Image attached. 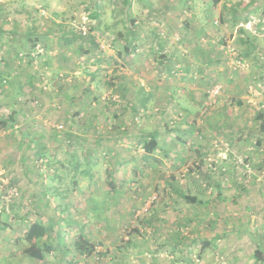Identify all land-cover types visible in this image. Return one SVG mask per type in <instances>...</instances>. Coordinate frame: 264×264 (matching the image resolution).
Segmentation results:
<instances>
[{
	"label": "rangeland",
	"instance_id": "1",
	"mask_svg": "<svg viewBox=\"0 0 264 264\" xmlns=\"http://www.w3.org/2000/svg\"><path fill=\"white\" fill-rule=\"evenodd\" d=\"M123 1L0 0V124L3 115L14 114L15 110L21 112L17 113L14 126H0V238L1 232L7 228L13 231L14 222L20 220L13 216L11 209V199H14L11 192L15 190L16 194V188L10 179L26 173L37 176L70 172V164L57 171L54 161L47 159L51 140L56 139L54 158L66 162L72 153L65 150L66 141L73 145L83 139L68 131L75 125L82 126L85 121L75 118L76 110L69 103L62 104L59 96L61 87L58 85L61 80L74 79L71 76L75 64L58 72L60 67L54 68L56 60L80 50L76 63L80 62L81 71L77 76L97 81L93 93L99 89L105 96L107 91L101 82L111 76L108 72L111 68L121 64L108 50L122 49L124 39L121 42L116 31L125 34L128 28L122 20L127 9ZM140 8L133 6V13ZM60 12L66 14L64 20H69L67 33H71L72 28L75 37L69 44L50 48L54 42L48 44L47 38L40 34L45 32L41 18ZM181 13L199 17L197 22L183 18L180 27L187 32L185 36L190 37L176 40L182 42L180 60L173 64L178 75L167 72L171 75L167 79L184 83V86L179 88V96L160 100L154 97L153 101L146 102V109L156 113L141 117L140 125L142 133L149 134L147 140L157 134L161 151L158 157L183 158V165L160 166L164 173H183L186 177L198 173L203 179L212 173L213 196L200 199L203 203L193 200L191 195L176 197L178 201L170 207L165 202L173 199H164L161 192H151L140 199V204L139 199H119L124 201L119 208L126 210L127 202L134 204L131 218L121 221L116 234L115 241L123 249L117 246L119 250H106L101 245L102 259L88 257V251H83L87 256L83 254L78 259L80 256L76 254L73 258L77 260L63 264H264V131L260 130L261 122L257 119V115H264V0H183ZM94 14L102 16L101 25L91 17ZM116 19L121 20L110 27ZM55 25L56 22L53 30H56ZM82 31L88 32L80 34ZM112 33L115 35L111 37ZM40 37L44 41H40ZM46 46L50 48L46 51L51 57L48 62L46 58L43 60L45 55L30 53L36 47ZM206 47H210V51ZM205 62H208L206 67ZM104 63L109 65L108 70L100 67ZM30 76L37 78L33 86L28 81ZM171 80L166 82L171 83ZM45 82L49 84L46 90ZM19 88L21 94L18 95ZM18 96L20 100L24 97L25 102H15ZM110 100L108 104L113 103V99ZM130 102L138 107L136 102ZM110 108L114 112L117 107ZM69 109V118H63ZM157 114L164 116L163 119H158ZM25 116L28 119L23 121ZM32 125L35 131L44 130L37 139V144L44 145L38 158L34 155L37 147H29L28 142L17 144L18 132L21 134L22 129L29 130ZM7 128L13 130L1 137ZM14 130L17 133H13ZM68 135L74 138L69 140ZM14 139L17 145L11 146ZM87 140L93 143L92 130ZM23 158L27 159L26 164ZM200 158L206 160L202 165L195 162ZM101 164L106 167L105 163ZM1 188L8 190L3 192ZM168 209L181 214L176 237L182 243V252L178 254L170 253L165 249L166 244H162L163 235L169 236L168 230L173 232L171 228L163 231L160 227L159 216ZM107 238L113 240V237ZM128 239L134 242L126 249L128 245L124 244ZM143 242L150 245L139 251L140 258L131 257L129 249L133 245L140 249ZM48 264H55L54 260Z\"/></svg>",
	"mask_w": 264,
	"mask_h": 264
},
{
	"label": "crops",
	"instance_id": "2",
	"mask_svg": "<svg viewBox=\"0 0 264 264\" xmlns=\"http://www.w3.org/2000/svg\"><path fill=\"white\" fill-rule=\"evenodd\" d=\"M45 1L54 3L58 0ZM122 4L127 6L125 19L122 20L126 22L125 26L128 28L125 29V34L116 31V37H120L121 42L124 39L122 49L108 50L111 54H115L116 60L121 64H116L114 66L116 69L111 68L108 71L111 76L101 82L107 91L105 96L99 89L98 92L93 93L92 88L98 86L97 81L95 83L93 80H85L77 76L81 71L78 66L80 62L76 63L80 50L64 54L56 60L57 66L54 68L58 70L59 66L58 72H64L67 66L75 64V70L71 76L74 79L61 80L58 85L61 87L59 96L62 97V104L69 103L76 110L75 118L81 117L85 121L82 126L75 125L68 131L73 136L83 139L73 145L65 140L67 146V148L64 147L65 150H72V153L68 151L71 154L69 161L66 162L57 161L54 158L56 139L51 140V148L47 146L50 151L47 159L54 161L56 170L61 171L62 167L70 164L68 166L70 172L37 176L21 174L10 179V182L14 184L13 188H16L18 192V198L12 201V213L15 218L19 217L23 222L20 220L14 222L15 225L11 228L15 230L14 233L8 228L1 232L0 264H48L53 260L55 264L69 263L77 260L73 258L76 254H78L76 257L80 256L78 259L84 254L76 246L82 241L91 245L100 243L109 250L123 249L115 241L116 234L122 226L121 221L131 218L134 204L127 202L126 210L119 208L120 204H124V201L119 200L122 198L139 199L140 204V199L146 198L151 192H161L164 199H173L165 202V205L170 207L178 201L176 197L191 195L197 198L199 203H203L200 199L213 196L214 176H210L212 173L206 174L204 179L198 173L188 177L183 173H164L160 166L183 165V158L174 157L170 160L167 157H158L161 152L158 142L155 151L146 152L147 145L144 140L149 134L142 133L143 128L140 125L141 117H146L148 113L152 115L156 113L146 109V102L153 101L154 97L160 100L161 97L165 99L176 97V94L180 95L179 88H183L184 83L167 79V76H171L167 72L173 76L178 75L173 64L180 60L178 54L182 42L177 43L176 40L190 37V35L185 36L187 32L180 27L183 18L188 22H197L199 17L182 16L183 0H124ZM133 6L139 8L141 6L144 14H141V8L137 13H133ZM65 16L64 12H60L41 18L45 22V32L40 34L47 38L45 40L48 44L51 41L54 42L50 48L63 43V37L67 34L66 29L69 25V20H64ZM94 19L97 20L98 25L102 24V16ZM119 20L121 19H116L109 26H114ZM54 22H56V30H53ZM113 35L115 33H112L111 37ZM39 40L44 41L41 37ZM46 48L47 46L36 47L30 53L40 57L45 55L43 60L46 58L48 62L51 57L46 55V51H50V48ZM189 49L190 47L188 51ZM205 49L210 51V47ZM125 50L129 52L128 55ZM207 63L205 62V67ZM100 67L109 69L106 63L101 64ZM31 79L33 86L37 78L32 76ZM166 80H171V83ZM54 83L51 84L54 85ZM44 84L42 88L46 90L49 84L47 85L46 82ZM165 90L168 92L165 93ZM129 96L132 97L129 98ZM18 97V101L25 102L24 97L21 100L20 96ZM111 98L113 103L108 104ZM130 100L136 102L138 107L128 108L131 105ZM126 101L130 102L129 105ZM114 105L117 108L113 112L110 107ZM69 115L70 109L64 112L63 118H69ZM163 117L157 116L158 119ZM91 118H93L92 126L86 127ZM7 129L2 131L1 137L13 130ZM90 130L93 131V143L87 140ZM13 133L17 131L14 130ZM28 133V135L31 134L30 131ZM18 135L17 144H20L19 132ZM154 135L156 139L157 134L154 133ZM70 138L74 137H69V140ZM15 141L14 139L10 145L16 146ZM80 155L82 157L78 158ZM205 161L204 158H200L195 162L202 165ZM26 162L24 161L23 164ZM101 163H105L106 167L103 168ZM5 188L8 186L5 185ZM7 190L1 188L3 192ZM218 195L217 193L216 196ZM205 203L207 204V201ZM159 218L163 231L173 229V232L168 230L169 236L163 235L162 244H166L165 249L170 253L182 252V243L176 237L179 221H181L180 212L175 210L171 212L168 209L167 212L160 214ZM34 222L42 224L46 233L43 237L26 242L24 235ZM107 237H113V240ZM130 241L134 242V239ZM125 245H128L126 249L129 248V241ZM147 245L150 244L143 242L140 249H135L133 245L129 249V254L131 257L140 258L139 251ZM25 246H30L31 251ZM91 260L89 258L88 261Z\"/></svg>",
	"mask_w": 264,
	"mask_h": 264
},
{
	"label": "trees",
	"instance_id": "3",
	"mask_svg": "<svg viewBox=\"0 0 264 264\" xmlns=\"http://www.w3.org/2000/svg\"><path fill=\"white\" fill-rule=\"evenodd\" d=\"M91 17H93V18H95V17H98V15L97 14H94V15H92ZM70 32L71 33H67V34H65L64 35V37H63V43H66V44H69V43H71L72 42V39L75 37V32H74V30L72 29V28H70ZM88 32V31H87ZM87 32L85 33V35L87 34ZM74 34V35H73ZM80 34H81V32H80ZM79 34V35H80ZM77 37H80V36H77ZM133 50V52H135V49L133 48L132 49ZM125 52H126V54L128 55L129 54V52L128 51H126L125 50ZM32 76H30L29 77V80L28 81H30V82H32ZM89 88V87H88ZM19 90V92H18V95L19 94H21V89L19 88L18 89ZM15 102H18L19 104L21 103L20 101H15ZM135 105H130V108L132 109L133 107H134ZM14 110H15V108H14ZM16 112H14V114H10L9 116H6V115H3V117L1 118V124H0V126H1V128H4V127H8V126H14L15 125V121H16V117L18 116L17 115V113H21V112H19V111H17V110H15ZM28 119V117H26L25 116V118L23 119V121H25V120H27ZM257 119L261 122L260 123V126H259V128H260V130L261 131H264V115H261V114H259V115H257ZM32 123H35V121H31ZM92 123H93V118H91L89 121H88V123H87V126L86 127H91L92 126ZM33 126L34 125H32L31 126V128L29 129V130H21V134H20V142L21 143H27L28 142V144L30 145V146H32V147H37V150H35V157L36 158H38V156H40V155H42V153H41V151H39L40 149H42L43 147H44V145L42 144V143H40L39 142V144H37V139H38V137L39 138H41V136L44 134V130L41 128V129H39V131H35V129H33ZM31 132V134L30 135H28L29 133L28 132ZM39 133H41L42 135H40ZM33 135H35V136H33ZM36 139H35V138ZM70 137V136H69ZM151 137H153V138H148V140L145 138V144L147 145V148H146V152H152V151H155V149H156V147H157V145H158V143H157V140L155 139V136H151ZM29 138L31 139V140H29ZM37 144V145H36ZM145 145V146H146ZM29 146V147H30ZM24 159V161L26 162V160L27 159H25V158H23ZM24 164H26V163H24ZM27 174V173H26ZM45 175V174H44ZM11 198H14V199H11V202L13 201V200H15V199H17L18 197V192H17V189H16V194H15V190H14V192L12 193L11 192ZM193 200H196L198 203H199V201H198V199H193ZM134 212V209L132 208V213ZM45 233H46V230H45V228L42 226V224H40V223H38V222H34V223H32L30 226H29V228H28V230L26 231V233H25V235H24V239L26 240V242H31V240H33V239H35V238H39V237H43L44 235H45ZM128 241H129V243L131 244V241H130V239H128ZM96 244H100V243H93L92 245L91 244H88V243H85L84 241H82L81 243H80V245H78V243H77V248H80V250L83 252V251H88L86 254L88 255V257H91L92 256V252H91V250H92V247L94 246V245H96ZM84 253V252H83ZM140 253V252H139ZM87 255H85L84 254V256H87ZM91 255V256H90ZM100 259H102V257L100 256ZM73 262V261H72Z\"/></svg>",
	"mask_w": 264,
	"mask_h": 264
},
{
	"label": "built area",
	"instance_id": "4",
	"mask_svg": "<svg viewBox=\"0 0 264 264\" xmlns=\"http://www.w3.org/2000/svg\"><path fill=\"white\" fill-rule=\"evenodd\" d=\"M82 34H85V31L81 32ZM92 257L96 260H100V256L102 257L104 254V250L102 249L101 245L96 244L92 247Z\"/></svg>",
	"mask_w": 264,
	"mask_h": 264
}]
</instances>
